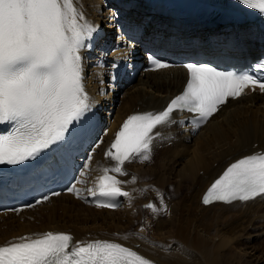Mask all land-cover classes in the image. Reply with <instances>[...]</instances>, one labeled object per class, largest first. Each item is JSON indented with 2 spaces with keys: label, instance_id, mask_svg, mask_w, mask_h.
<instances>
[{
  "label": "bare ground",
  "instance_id": "bare-ground-1",
  "mask_svg": "<svg viewBox=\"0 0 264 264\" xmlns=\"http://www.w3.org/2000/svg\"><path fill=\"white\" fill-rule=\"evenodd\" d=\"M155 1L79 0L86 19L98 26L92 40L86 42L90 47L82 50L81 55L86 91L94 103L93 111L85 118L101 120L100 131L94 135L96 143L86 152L87 169L84 165L79 172L84 171L85 175L79 174L73 184L79 195L67 191L30 209L0 214V246L21 236L35 238V234L53 231L71 234L75 241L118 242L155 264H264V252H256L253 244L264 236V197L232 204L202 203L207 188L228 165L244 156L264 152V93H249L230 100L196 131L190 130L182 114H174L177 123L159 128L161 136L155 140L153 158L129 164L127 172L137 177L136 183H125L131 191V202L127 199L118 210L89 204L92 196L89 190L96 189V178L102 175L104 167H109L107 164H112L105 152L123 121L133 113L161 110L181 90L186 78L180 68L132 76L131 67L142 63L132 36L142 30L143 38L151 29V22L158 18L152 6ZM178 13L183 16L181 9ZM172 23L167 21L166 31ZM160 26L161 21L152 28ZM196 29L194 26L185 35L200 44L202 39L195 38ZM243 34V40L237 41L236 52L232 53L238 60L242 58L239 56L242 49L255 46L258 40L250 30ZM212 35L210 32L205 39L213 40ZM234 37L235 34L233 41ZM127 64L130 68L126 69ZM124 86L127 88L123 101L113 108L118 91ZM100 140L103 143L95 147ZM123 179L130 181L131 175ZM78 180L84 183H77ZM152 183L159 201L163 198L166 212L157 214L144 207L155 204L157 197ZM168 186L175 187V196L167 194ZM145 188L148 191L142 193L140 189ZM181 188L184 193L179 195ZM143 213L154 223L147 222ZM146 225L154 226L149 228L151 234ZM125 236L128 238L124 239Z\"/></svg>",
  "mask_w": 264,
  "mask_h": 264
},
{
  "label": "snow or ice",
  "instance_id": "snow-or-ice-1",
  "mask_svg": "<svg viewBox=\"0 0 264 264\" xmlns=\"http://www.w3.org/2000/svg\"><path fill=\"white\" fill-rule=\"evenodd\" d=\"M238 2L264 16V0ZM97 29L86 19L79 0H0V125L10 126L6 134H0V165H20L37 159L46 150L64 143L73 125L93 111L94 103L84 83L81 52L90 47L86 42L92 40ZM150 61L157 69L173 66L158 58L150 57ZM183 67L189 78L180 95L162 111L128 116L115 134L105 152V157L114 163L102 169V175L96 178V189L89 190L93 196L98 193L109 198L108 202L97 201V207L114 208V198L120 196L131 202V193L122 190L121 185L134 184L137 177L124 166L151 159L153 142L161 136L155 130L177 123L174 112L192 113L189 122L199 129L230 98H240L246 89L258 88L264 93V77L249 72L220 71L206 63H186ZM257 67L264 71V62ZM101 143L102 140L95 147ZM84 167L87 169L88 165ZM129 175L130 181L118 179ZM69 191L79 195L74 185ZM140 191L146 193L148 189ZM257 197H264V152L231 163L207 189L202 202L232 204ZM144 207L157 214L167 211L166 205L162 209L153 203ZM0 264L155 262L118 242L75 241L71 234L47 231L35 234V238H14L0 246Z\"/></svg>",
  "mask_w": 264,
  "mask_h": 264
},
{
  "label": "rangeland",
  "instance_id": "rangeland-1",
  "mask_svg": "<svg viewBox=\"0 0 264 264\" xmlns=\"http://www.w3.org/2000/svg\"><path fill=\"white\" fill-rule=\"evenodd\" d=\"M115 36H116V35H115ZM89 68H90V66H89ZM126 88H127V86H126V87L124 86L123 88H121V89H124V90H123V93H124V91H125ZM107 89H108V88H107ZM120 91H121V90H120ZM120 91H118V95H117L116 98H115V103H114L113 108H117L119 105H121V103H122V101H123V98H124L123 95H122L123 93H122V91H121L122 94L120 95V94H119ZM100 94H101V93H99V95H100ZM111 100H112V102H114V97H113V96L111 97ZM103 103H105V102H103ZM108 103H109V102H108ZM116 106H117V107H116ZM107 107H109V106H107ZM107 110H109V109H107ZM115 110H116V109H115ZM105 117L108 119L107 114L105 115ZM107 119H106V121H107ZM152 158H153V157H152ZM155 161H156V160H155ZM153 184H154V183H152V187H151V185L149 186V187H151V189L154 188V185H153ZM171 187H172V186H168V188H167V194H168L169 196H171V195H172V196H175V195H173V194H174L173 192L175 191V190H174L175 187H173V188H171ZM170 188H171V189H170ZM182 189H183V188H181V189L179 190V192H178L179 195H181V194L184 193V189H183V190H182ZM154 190H155V189H152L153 192L157 191V190H155V191H154ZM169 190H170V191H169ZM171 191H172V192H171ZM168 192H169V193H168ZM175 192H176V191H175ZM148 193H149V192H148ZM149 194H150V193H149ZM154 194H155V196L157 197V198H154V203H155V205H157L158 208H163V205H162V203H161V200L159 201V199H160L159 197H160V196H158V192H157V194H156V192H155ZM151 196H152V195H151ZM165 201L168 202L169 200L166 199ZM70 209H71V208H70ZM121 209H122V208H121ZM143 217H144L145 220H146L147 216H146L144 213H143ZM154 217H155V216H152L153 220H154ZM149 220H150V219L147 218L146 221L148 222ZM150 221H151V220H150ZM150 221H149V223H152V222H153V221H152V222H150ZM153 223H154V222H153ZM153 227H154V226H147V225H146V226H145V229L148 230V232H149V231H151L149 228L152 229ZM149 233H150V232H149ZM150 234H151V233H150ZM260 240H261V242H260ZM237 243H238V244L241 243V240H238ZM234 244H235V241H234ZM253 244H254V246L257 247L256 252H258V253H261V252L263 253V252H264V251H263V250H264V236H263V238H261V239H257V241H255ZM260 245H261V246H260ZM239 246H240V245H239ZM261 250H262V251H261Z\"/></svg>",
  "mask_w": 264,
  "mask_h": 264
}]
</instances>
